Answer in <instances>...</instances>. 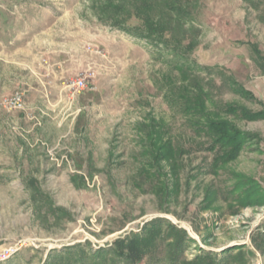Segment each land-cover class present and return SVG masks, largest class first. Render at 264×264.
Returning a JSON list of instances; mask_svg holds the SVG:
<instances>
[{
	"label": "rangeland",
	"instance_id": "374dc122",
	"mask_svg": "<svg viewBox=\"0 0 264 264\" xmlns=\"http://www.w3.org/2000/svg\"><path fill=\"white\" fill-rule=\"evenodd\" d=\"M99 1L0 0V100L24 102L0 109V256L16 250L0 264H128L111 246L156 220L160 235L167 222L186 233L183 264H264V0L191 2L207 108L260 115L218 112L248 137L218 166L165 97L194 78L161 47L100 26ZM84 74L85 90L66 87ZM158 139L168 160L149 154ZM159 246L142 264H169Z\"/></svg>",
	"mask_w": 264,
	"mask_h": 264
},
{
	"label": "trees",
	"instance_id": "16d2710c",
	"mask_svg": "<svg viewBox=\"0 0 264 264\" xmlns=\"http://www.w3.org/2000/svg\"><path fill=\"white\" fill-rule=\"evenodd\" d=\"M191 2L192 0H104L99 1L96 18L100 26L161 47L170 55L174 67L181 75L188 77V80L194 78L191 81L192 87L176 86L165 97L176 107H180L179 111L188 118L193 130L206 139L205 147L214 153V165L218 166L235 158L248 140L247 136L220 119L218 112L239 115L249 120L258 119L260 115L252 114L236 105H215L214 111L207 108L210 94L200 85L198 78L192 75L193 70L198 69V64L190 60L196 46L187 37L185 30V25L193 17ZM222 84L234 93L248 95L232 77L226 78ZM150 144L149 154L155 162L171 157V147L162 140L158 139ZM158 224L159 220H156L139 234L131 233L125 238L117 239L110 251L116 257L124 258L128 264H142L148 260L151 252L164 242L170 255L174 256L169 260V264H183L181 259L175 257L183 252L187 241L186 233L167 222L169 232L160 235L156 233ZM157 239L162 243L156 245ZM196 261H190L188 264H194Z\"/></svg>",
	"mask_w": 264,
	"mask_h": 264
},
{
	"label": "built area",
	"instance_id": "2783aa9c",
	"mask_svg": "<svg viewBox=\"0 0 264 264\" xmlns=\"http://www.w3.org/2000/svg\"><path fill=\"white\" fill-rule=\"evenodd\" d=\"M91 78L90 74L79 75L75 78H69L65 85L73 93H79L87 87V81ZM23 99L21 94H15L11 98H3L0 100V109L3 110H20L23 107ZM16 250L9 251L6 254H1L0 262L8 259Z\"/></svg>",
	"mask_w": 264,
	"mask_h": 264
}]
</instances>
